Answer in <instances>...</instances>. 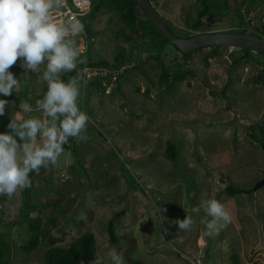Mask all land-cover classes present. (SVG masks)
Segmentation results:
<instances>
[{
    "label": "rangeland",
    "instance_id": "1",
    "mask_svg": "<svg viewBox=\"0 0 264 264\" xmlns=\"http://www.w3.org/2000/svg\"><path fill=\"white\" fill-rule=\"evenodd\" d=\"M227 1V11L216 19L203 18L204 24L213 25L203 24L200 30L240 31L241 0ZM199 2L151 0L181 36L202 32L191 27ZM83 19L97 30L90 48L92 60L113 63L122 47V66L127 69L133 64L129 53L135 49L120 37L125 26L114 12L103 10ZM246 19L253 27H264V3ZM239 51L229 46L210 54L209 48H199L184 58L166 43L161 57L168 74L180 68L192 71L170 87L159 80L160 68L146 59L145 52L138 55L142 71L134 67L123 74L118 91L95 92L81 81L77 104L89 119L76 146L64 144L55 163L30 175L31 188L41 191V200L56 199L59 190V203L40 206L41 211L31 216L40 217L42 225L53 217L55 222H47V228L50 235L62 237L61 245L91 231L96 245L91 264H111L110 249L121 255L122 264L133 259L142 264H264V186L249 195L223 192L225 184L250 186L261 176L264 159L249 131L250 125L264 123V60L254 52L231 66L230 53ZM81 59L77 56L76 64ZM43 70V64L36 72L21 67L18 57L9 68L18 81L13 92L24 85L25 96L36 98L45 86ZM5 116L41 118L42 113L37 108L15 109L12 102L5 105ZM255 132L261 135L257 128ZM167 140L176 147L173 160L164 156ZM46 184L51 193L46 192ZM20 192L18 188L10 195L0 193V231H7L14 247L12 264H38L47 244L24 253L19 245L29 234L25 224L7 226L18 219ZM207 198L217 199L230 216V222L211 235H205L201 222L205 213L192 211ZM185 215L192 224L181 230L176 222ZM110 218L116 243L107 233Z\"/></svg>",
    "mask_w": 264,
    "mask_h": 264
},
{
    "label": "clouds",
    "instance_id": "2",
    "mask_svg": "<svg viewBox=\"0 0 264 264\" xmlns=\"http://www.w3.org/2000/svg\"><path fill=\"white\" fill-rule=\"evenodd\" d=\"M50 7V0H0V95L9 96L17 87V78L9 68L18 57L21 67L32 72L43 64L41 78L46 82L43 98L35 101L42 117H11L6 126L10 131L0 132V193L10 195L18 188L28 187L29 172L55 163L68 138L79 137L89 119L77 104V80L65 82L59 76L76 67L78 52L66 36L82 32L83 25L76 20H70L66 26L58 25L50 19ZM8 103L0 98V114ZM20 107L24 112L32 111L27 103ZM200 210L205 213L201 218L207 230L205 235L230 222L228 212L215 198L203 199L192 209ZM176 223L179 229L188 230L192 218L185 215ZM107 256L111 264H122L115 249L108 250Z\"/></svg>",
    "mask_w": 264,
    "mask_h": 264
},
{
    "label": "trees",
    "instance_id": "3",
    "mask_svg": "<svg viewBox=\"0 0 264 264\" xmlns=\"http://www.w3.org/2000/svg\"><path fill=\"white\" fill-rule=\"evenodd\" d=\"M151 2V0H149ZM264 0H241L239 7H237L238 11V22L242 26L240 31H247L258 33L261 37L264 38V27H253L249 25L250 19H246V15L253 9H255L259 4H263ZM200 8L196 11V15L193 19L192 29L195 31H202L204 22L203 18L207 17L209 19H216L222 16L228 9V1L227 0H200L199 2ZM155 7V5L153 4ZM242 7V13L240 11ZM108 11L114 12L118 19L124 24L125 28L120 31V37L124 42L129 43L135 51L133 53H129V58L132 59L133 64L127 67V69H123L120 74L116 77V80L113 82L111 86V91H118L119 88V79L120 77L129 71L132 68H137L142 71L141 60L138 58V55L141 52H145L146 59H151L156 62V65L160 68V72L158 75L159 80L165 81L167 87H170L175 81H181L186 76L192 73L190 69L180 68L175 69L172 72V75L168 74V66L163 63L161 52H163V48L167 41L155 30L152 24L148 21L144 11L140 7V5L136 2V0H91V6L89 11L82 17H80V22L85 28L88 37L91 38L89 43V49L87 51L86 57L82 58L80 62L76 64V67L71 71H62L59 76L60 79L67 82L69 79L75 78L77 80L78 86L81 85V77L80 71L84 65H88L91 67H108V68H118L122 66L124 62V55L122 52V47L118 48V51L113 57V63L107 62L103 58H99L96 60H92V52H91V44L92 37L97 34V30H93L88 23L84 22L85 17H94L100 11ZM167 27L173 32L172 24L165 20ZM206 26H211L213 23L210 21L205 22ZM249 27V29H248ZM126 30V31H125ZM234 31V30H228ZM174 33V32H173ZM192 34L186 33L182 36H190ZM135 41H138V44H135ZM209 48L210 54L220 53V51L228 46H212V47H203ZM240 49L239 53L235 55V53H230L231 57V66L235 65L241 59H246L250 57L254 52L243 48L238 47ZM175 49V48H174ZM178 51L177 49H175ZM179 52V51H178ZM180 53V52H179ZM182 54V53H181ZM210 54L206 55L209 56ZM258 54V53H257ZM189 53L182 54L184 58L188 57ZM260 58L264 60V56L258 54ZM130 59V60H131ZM45 70V69H44ZM43 70V71H44ZM103 77L93 76L86 83V87L89 90H93L95 92H104V86L101 84ZM255 81H257L255 79ZM45 86L43 90L39 93V95L34 99H28L25 94V86L19 89L17 92H12L9 96H2L7 101L8 104L13 102V106L15 109H19L22 103H27L32 107V111L36 109L35 101L37 99L43 98V95L46 91V82L44 81ZM139 91V88H136ZM147 90H145L144 94H147ZM105 93V92H104ZM81 106V104H80ZM5 111L3 114H0V130H3L10 119L6 118ZM40 118V116H39ZM45 119H50L47 117H43ZM5 119V120H4ZM264 123H257L255 125L249 126L250 136L256 140L263 153L264 157V134H263ZM255 128L259 130L261 135L257 137V133L255 132ZM9 130V129H8ZM81 136V135H80ZM79 136V137H80ZM79 137H69L65 146L68 148L75 147L77 144V138ZM176 154V147L170 140H167L164 145V156L167 159L173 160ZM79 171L84 174L85 170L81 164L77 165ZM32 172H29L30 184L28 187L22 188L20 192V209L18 219L8 222V229L12 224H18L20 222L25 224V228L29 232V234L23 238V243L20 246V250L24 253H29L32 250L36 249L40 243L45 242L47 244L46 249L43 252L42 258L39 260L38 264H91V261L95 257V237L94 234L87 230L76 236L71 242L67 245L58 244L62 241V237H55L50 235V232L47 228L48 223H54L55 219L53 217H48L46 223L41 224V218L38 216L32 217L31 213L40 212L41 207H46L52 203H59L61 193L59 190H56L58 193V197L56 199H48L41 200V191L37 188H31V177ZM264 186V159L263 165L261 169V176L256 179L250 186L241 187L234 186L231 184H225L223 187V192L229 196H233L234 194L243 193L246 195L253 194L255 191ZM46 192L51 193V189L46 184ZM54 192V191H53ZM36 199V202H32V199ZM61 212V209L58 210ZM107 233L109 236V240L111 242L117 241V238L114 234L113 228V219L110 218L107 224ZM13 245L10 243L8 238L7 231H0V264H12L11 258L13 254ZM130 264H142V262L138 259H133Z\"/></svg>",
    "mask_w": 264,
    "mask_h": 264
},
{
    "label": "water",
    "instance_id": "4",
    "mask_svg": "<svg viewBox=\"0 0 264 264\" xmlns=\"http://www.w3.org/2000/svg\"><path fill=\"white\" fill-rule=\"evenodd\" d=\"M155 30L182 54L212 46L243 47L264 56V38L249 31H202L190 36L173 33L149 0H136Z\"/></svg>",
    "mask_w": 264,
    "mask_h": 264
},
{
    "label": "built area",
    "instance_id": "5",
    "mask_svg": "<svg viewBox=\"0 0 264 264\" xmlns=\"http://www.w3.org/2000/svg\"><path fill=\"white\" fill-rule=\"evenodd\" d=\"M50 3V19L58 25L65 26L70 20L80 22V17L84 16L91 6V0H50ZM66 39L73 41V47L77 50L78 56L81 58L86 57L91 38L88 37L84 27L82 32L75 35H68L66 36ZM124 68V66L108 68L84 65L80 71L81 81L88 82L93 76L103 77L101 84L105 87L104 92L108 93L113 82L116 80V77Z\"/></svg>",
    "mask_w": 264,
    "mask_h": 264
},
{
    "label": "bare ground",
    "instance_id": "6",
    "mask_svg": "<svg viewBox=\"0 0 264 264\" xmlns=\"http://www.w3.org/2000/svg\"><path fill=\"white\" fill-rule=\"evenodd\" d=\"M200 242V241H199Z\"/></svg>",
    "mask_w": 264,
    "mask_h": 264
},
{
    "label": "flooded vegetation",
    "instance_id": "7",
    "mask_svg": "<svg viewBox=\"0 0 264 264\" xmlns=\"http://www.w3.org/2000/svg\"><path fill=\"white\" fill-rule=\"evenodd\" d=\"M165 20V19H164Z\"/></svg>",
    "mask_w": 264,
    "mask_h": 264
}]
</instances>
